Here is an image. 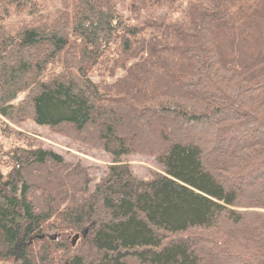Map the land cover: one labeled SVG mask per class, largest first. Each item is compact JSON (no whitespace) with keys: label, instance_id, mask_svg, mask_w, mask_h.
Masks as SVG:
<instances>
[{"label":"trees","instance_id":"obj_1","mask_svg":"<svg viewBox=\"0 0 264 264\" xmlns=\"http://www.w3.org/2000/svg\"><path fill=\"white\" fill-rule=\"evenodd\" d=\"M40 1L0 0V19L32 17L0 20V259L264 264V0L171 21L142 14L155 0L132 19L119 0ZM25 116L109 152L105 175L90 189L88 166L8 126ZM153 146L140 178L121 156Z\"/></svg>","mask_w":264,"mask_h":264},{"label":"rangeland","instance_id":"obj_2","mask_svg":"<svg viewBox=\"0 0 264 264\" xmlns=\"http://www.w3.org/2000/svg\"><path fill=\"white\" fill-rule=\"evenodd\" d=\"M198 0H155V3L152 8L143 9L142 14H149L152 17H159V18H169L171 20L182 19L185 18L187 12L190 8L193 7L194 3ZM137 0H119V6L121 11L126 14L131 19L134 18V15L138 13V8H136ZM42 3V10L45 12H54L61 5L58 3V0H41ZM140 5L145 7L142 1H140ZM1 11V8H0ZM142 17V16H141ZM140 17V18H141ZM144 17V16H143ZM7 25L15 26L20 20H26L30 22L32 17L24 11L19 10L15 7H11L9 13L6 14L5 17H2ZM2 18L0 20H2ZM123 72L120 71L118 75L122 74ZM94 79L100 81L102 79L106 80V82L112 83L114 78H102L97 75H93ZM25 92H22L18 95L15 102L20 101L25 97ZM8 126L15 130L16 133H26L23 136H29L34 138L38 144L43 145L49 149H53L59 153H61L66 161L74 162V161H81L83 164L89 167V173L91 175V183L90 189H92L106 173L107 167L112 163V155L103 150L102 148L96 146L94 143H87L80 141L74 137L67 136L60 132L53 131L49 126L46 124H39L34 121L32 117L25 116L18 124H10ZM18 136V135H16ZM0 142L4 144V154H0L1 156H8L9 148L12 146L9 141L5 138L0 137ZM152 153L148 151H138L137 149H133L127 154L121 156V159L129 163L132 171L135 173L136 176L143 178V179H151L155 176L157 171H160L161 166L159 165L158 161L156 160L155 153L158 150L157 146H153ZM7 161L3 157L0 166L3 169H6ZM44 233L50 232H57L54 229L44 230ZM69 243H72L74 232H64L63 233ZM40 235H38V238ZM49 238L48 236L42 237ZM50 239V238H49ZM78 239V238H77ZM76 241V240H75ZM77 242L81 243V239ZM76 246V245H75ZM74 246V247H75ZM0 264H22L19 261L14 260V258H1Z\"/></svg>","mask_w":264,"mask_h":264},{"label":"water","instance_id":"obj_3","mask_svg":"<svg viewBox=\"0 0 264 264\" xmlns=\"http://www.w3.org/2000/svg\"><path fill=\"white\" fill-rule=\"evenodd\" d=\"M48 236L49 238H51V240H55L57 238V233H54L53 236H51V234H42L39 237H45ZM79 237V235H75L74 240H77V238Z\"/></svg>","mask_w":264,"mask_h":264},{"label":"bare ground","instance_id":"obj_4","mask_svg":"<svg viewBox=\"0 0 264 264\" xmlns=\"http://www.w3.org/2000/svg\"><path fill=\"white\" fill-rule=\"evenodd\" d=\"M54 233H57V232H50V233H46V234H51V236H53L54 235ZM58 235V234H57ZM51 239V238H50Z\"/></svg>","mask_w":264,"mask_h":264}]
</instances>
